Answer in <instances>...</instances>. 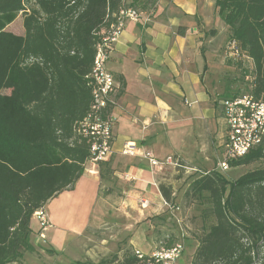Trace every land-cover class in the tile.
I'll return each mask as SVG.
<instances>
[{"label": "trees", "instance_id": "obj_1", "mask_svg": "<svg viewBox=\"0 0 264 264\" xmlns=\"http://www.w3.org/2000/svg\"><path fill=\"white\" fill-rule=\"evenodd\" d=\"M139 1L0 0V264L19 263L35 250L34 213L84 174L91 144L77 127L93 103L88 76L97 32ZM216 5L241 53L254 61L249 87L260 98L264 0H216ZM20 15L24 34L8 28ZM263 157L264 143L231 166ZM99 168L102 179L112 178L109 160ZM160 190L173 203L172 187L162 184ZM187 195L203 205L209 202L204 218H215L192 264H264V169L235 182L220 171L205 172L190 183ZM246 236L249 241L244 243ZM95 264L140 260L128 251L120 260Z\"/></svg>", "mask_w": 264, "mask_h": 264}, {"label": "crops", "instance_id": "obj_2", "mask_svg": "<svg viewBox=\"0 0 264 264\" xmlns=\"http://www.w3.org/2000/svg\"><path fill=\"white\" fill-rule=\"evenodd\" d=\"M135 6L144 14L137 21H126L108 60L120 85L112 107L115 141L109 161L113 176L102 179L99 164L88 161L75 185L44 207L50 227L43 229L33 215L35 250L31 253L44 246L56 255L65 256L68 250L75 256L80 238L90 229H100L104 213L112 208L123 218L124 212L141 218V208L149 214L165 212L160 174L170 164L152 165L145 152L159 160L178 155L199 164L197 159L208 160L207 153L220 147L218 163L224 157V100L234 95L231 79L226 77L234 66L227 61L242 66L245 78L252 73L254 61L246 56L232 59L223 52L230 29L216 0H141ZM148 13H152L150 20ZM126 143L135 144V154L124 153ZM133 242L134 251H141ZM89 251L87 256H93Z\"/></svg>", "mask_w": 264, "mask_h": 264}, {"label": "rangeland", "instance_id": "obj_3", "mask_svg": "<svg viewBox=\"0 0 264 264\" xmlns=\"http://www.w3.org/2000/svg\"><path fill=\"white\" fill-rule=\"evenodd\" d=\"M138 9V8H137ZM140 10V9H138ZM23 16H19L10 26L9 30L16 33L24 34ZM230 29V27H229ZM231 29L228 36L224 39L223 52L227 51L229 44L235 39L231 38ZM219 53V52H218ZM228 65L233 67V73H227V79L230 80L231 90L233 93L239 92L238 95L247 94L252 91L248 88L253 81V70L249 78H245L246 72L238 63L227 61ZM224 75V73H223ZM255 76V73H254ZM229 81V80H228ZM247 87V88H246ZM264 100V93L260 97ZM221 148L216 147L207 153L208 160L204 157L199 160V164L189 162L185 157L175 155L176 161L182 165H167L165 170L160 174L161 184L172 187L173 203L172 207L161 212L159 215L149 214L146 209L141 208V218H136L131 212H124L122 215L112 208L110 212L104 213V223L100 229H90L82 236L77 245H75V256L64 252L65 256L56 255L44 246L36 253L26 252V256L19 263L11 264H95L104 263L110 259L120 260L128 251L133 252L134 248L130 245L133 240L136 248L142 253L151 254L155 249L169 247L178 241L185 244L184 253L179 264H192L197 247L205 234L209 231L213 223L214 217L204 218L203 209L209 206V202L200 204L195 199L187 195L190 183L198 176L205 172L217 170L232 182H235L245 175H249L258 170L264 169V157L250 164H235L227 171H221L218 161L221 158ZM200 158V156H198ZM192 167V169H189ZM230 188L226 190L225 199L228 198ZM165 199V198H164ZM165 204V203H164ZM144 212V213H143ZM155 213H158L156 211ZM119 221V223L117 222ZM118 224H121L120 226ZM33 226L38 227L37 221L33 220ZM248 232L245 231L247 235ZM254 234V233H253ZM132 239V240H131ZM244 243L249 241V237L244 238ZM90 248V251L87 249ZM43 250V251H42ZM94 250V251H93ZM93 252V256L88 257L87 252Z\"/></svg>", "mask_w": 264, "mask_h": 264}, {"label": "built area", "instance_id": "obj_4", "mask_svg": "<svg viewBox=\"0 0 264 264\" xmlns=\"http://www.w3.org/2000/svg\"><path fill=\"white\" fill-rule=\"evenodd\" d=\"M144 13L137 8H123L117 14V20L109 27H103L97 32L99 40L96 44V55L90 75L89 84L92 87L93 103L89 113L79 123L77 131L87 138L91 144V157L88 161L99 164L108 161L113 154L115 141V116L113 105L114 95L120 85L108 68V60L115 51L116 43L121 36L128 19L137 21ZM152 13L147 14L150 20ZM226 55L232 59L245 57L236 41L227 48ZM226 122V142L223 159L218 163L221 171H227L233 161L245 157L252 149L264 143V100L247 93L224 100ZM125 154H135V144L126 143ZM152 165L170 164L182 167L179 161L169 156L159 160L148 151L143 155ZM87 161V162H88ZM168 208L172 203L164 200ZM146 207V202L142 203ZM34 215L39 219L43 229L51 226L45 208L38 209ZM185 244L178 241L169 247L155 249L151 254L136 250L140 264H179L184 253Z\"/></svg>", "mask_w": 264, "mask_h": 264}]
</instances>
